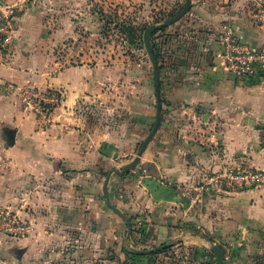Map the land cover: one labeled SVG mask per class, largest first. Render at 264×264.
Returning a JSON list of instances; mask_svg holds the SVG:
<instances>
[{"label": "crops", "instance_id": "0c3cea01", "mask_svg": "<svg viewBox=\"0 0 264 264\" xmlns=\"http://www.w3.org/2000/svg\"><path fill=\"white\" fill-rule=\"evenodd\" d=\"M30 1L0 0V8H15L20 24H40ZM213 2L192 0L182 19L156 35H168L159 116L152 64L117 65L116 81L112 67L87 56L68 64L52 58L33 41L44 39L41 29L20 25L18 42L4 43L0 210L27 226L21 236L0 234L14 264H126L128 252L160 246H180L181 264H195L187 262L192 247L206 263L215 264L217 247L222 264H264V187L212 184L214 173L243 161L264 171V79L233 78L220 57L225 26L255 50H264V26L251 22L239 0ZM63 8L55 17L70 29L57 37L75 38L78 11ZM25 87L58 97L45 120L20 105ZM6 129L14 130L12 145ZM165 190L174 195L162 196Z\"/></svg>", "mask_w": 264, "mask_h": 264}, {"label": "rangeland", "instance_id": "374dc122", "mask_svg": "<svg viewBox=\"0 0 264 264\" xmlns=\"http://www.w3.org/2000/svg\"><path fill=\"white\" fill-rule=\"evenodd\" d=\"M33 1L36 5V11L40 13L42 19L40 24H35L31 19L20 24L17 21L19 13L15 12L16 10L13 7V9L6 8L5 10L6 13L11 9L13 10L8 23L3 17V13L0 12V49L6 42L11 46L18 42V39H15L14 36L20 25H22V30L25 31L41 29L44 33V39L39 38L33 41L43 42L41 44L42 48H49L48 54L52 58L57 57L63 63L68 64L74 61L75 63L82 60L86 61L87 56L89 63L104 64L112 67V78L116 79V81L119 79V73H122L117 65H132L130 68L133 69L138 64L151 65L150 55L144 44L145 31L150 27L164 24L175 18L180 14L185 4V0H31L30 2ZM202 1L214 4L213 0ZM215 1L226 5L234 0ZM239 1L240 9L247 12L251 22L264 26V0ZM61 6L64 7L63 10L75 9L78 11V18L81 20L78 22L75 19V22L78 23L76 27L78 35L75 38L67 36L57 37V32L60 35L62 30L63 35H66L68 33L66 30L70 29L68 22L66 24L64 20L60 21L59 18L55 17L56 7ZM76 11H73V13L75 14ZM86 16L88 21L92 20L91 23L86 24ZM35 25H37L36 28L34 27ZM129 25L137 28L147 26L143 32L142 45L137 40H128L126 34L122 32L121 26L127 27ZM158 32L159 30L153 31L150 35L151 47L152 37L155 42L158 41V36H156ZM73 48L78 51L79 57L72 58ZM133 69H131L132 74L139 73ZM117 85L113 87V90H117ZM18 92V101L22 108L45 120L54 105H45L37 98L47 100L54 94L40 92L37 89L27 87L20 88ZM214 175L217 181L213 180V185L233 188L239 192L264 187V171L251 167L245 161L237 165L226 166L220 172L214 173ZM231 176L234 178H231ZM236 177L237 179H235ZM209 185L211 186V184ZM160 194L166 197L174 195L167 190L160 192ZM0 225L4 226L5 222L0 221ZM1 233L6 234L5 231H0ZM175 248L176 254L171 259L172 263L181 264L183 254L181 247ZM13 254V251L0 248V264H14L12 260L14 258Z\"/></svg>", "mask_w": 264, "mask_h": 264}, {"label": "built area", "instance_id": "2783aa9c", "mask_svg": "<svg viewBox=\"0 0 264 264\" xmlns=\"http://www.w3.org/2000/svg\"><path fill=\"white\" fill-rule=\"evenodd\" d=\"M0 12L3 13V17L8 23L13 10L4 13L0 8ZM220 43L222 47L220 57L225 72L236 79H264V50L251 48L245 43L242 35L234 33L232 26H225L221 33ZM37 99L45 105L57 104L59 100L55 95L47 99L48 102L44 98ZM231 178L234 177L231 176ZM0 221L5 222L4 226L0 225L1 232L5 231L6 234L13 236H21L27 232V226L19 216L11 215L8 211L0 210Z\"/></svg>", "mask_w": 264, "mask_h": 264}, {"label": "trees", "instance_id": "16d2710c", "mask_svg": "<svg viewBox=\"0 0 264 264\" xmlns=\"http://www.w3.org/2000/svg\"><path fill=\"white\" fill-rule=\"evenodd\" d=\"M147 26H144L142 28H137L135 26L129 25V26H121L122 32L126 34V37L128 40L133 41L137 40L138 43L142 45V38H143V32ZM164 30H161L163 32ZM158 41L155 42L154 38L152 37V47H153V53L154 56L158 62V66L161 65V46L164 44L165 40H167L168 35H159ZM159 74L161 73V67L159 66ZM130 221L131 231H132V237L137 235L136 232V225L134 224V218L129 217L128 219ZM135 240V239H134ZM137 243V241H135ZM176 248L175 247H167L159 252L151 253L148 255L135 253V252H128L127 253V261L126 264H146V262H150L157 256H163L172 258L175 256ZM200 251L197 248H191L190 249V255L187 259V262H195V264H212L209 262H205L203 259H199ZM212 260V259H211ZM148 264V263H147Z\"/></svg>", "mask_w": 264, "mask_h": 264}, {"label": "water", "instance_id": "95a60500", "mask_svg": "<svg viewBox=\"0 0 264 264\" xmlns=\"http://www.w3.org/2000/svg\"><path fill=\"white\" fill-rule=\"evenodd\" d=\"M190 7H191V0H185L184 7L181 10L179 15H177L175 18L170 19L169 21H167L164 24L148 28L144 33V44H145L147 51L149 52L151 64H152V68H153V81H154L155 93H156V97H157V105H158L157 115L158 116L160 115V108H161V102H160V96H159V73H158V64H157L156 58L154 57V55L152 53V47L150 44V35L153 31L161 30V29L175 23L176 21L180 20L189 11ZM4 137L6 139V142L9 145H12L14 143V130L6 129ZM146 142H145V144H146ZM145 144H144V147H145ZM108 179H109V177L107 178L106 183L108 182ZM105 191H106V186H105ZM106 201H107L108 205L110 206V201H109L107 195H106ZM126 223L129 226V222L126 221ZM167 247H169V246H160V247L152 249V250H144V251H139V252L137 251V252L140 254L148 255L151 253L159 252V251H161ZM212 250L215 253V257H216L215 264H222V255H221L220 251L218 250V248L214 247Z\"/></svg>", "mask_w": 264, "mask_h": 264}]
</instances>
